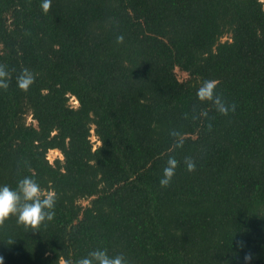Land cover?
<instances>
[{
    "label": "trees",
    "instance_id": "16d2710c",
    "mask_svg": "<svg viewBox=\"0 0 264 264\" xmlns=\"http://www.w3.org/2000/svg\"><path fill=\"white\" fill-rule=\"evenodd\" d=\"M0 71V187L19 196L3 264L98 247L127 264H264V1L0 0ZM25 177L56 195L37 229L17 222Z\"/></svg>",
    "mask_w": 264,
    "mask_h": 264
},
{
    "label": "clouds",
    "instance_id": "9594fccd",
    "mask_svg": "<svg viewBox=\"0 0 264 264\" xmlns=\"http://www.w3.org/2000/svg\"><path fill=\"white\" fill-rule=\"evenodd\" d=\"M51 3L52 0H41V9L46 13L50 9ZM117 41L122 42L123 36H118ZM24 71H28V68H25ZM5 75L6 74L3 71H0V77H4ZM34 80L35 75L21 77L17 81V87L22 91H27L34 83ZM202 85L203 86L197 89L196 96L201 100L210 99L217 87V82L215 80L205 79L202 81ZM0 87L6 89L8 85L6 83H0ZM234 109L235 105H233V110ZM228 113V109L223 107L220 108L219 114L227 115ZM180 164L181 162L174 155L168 157L167 165L162 169V173L159 177V184L162 188L171 184ZM184 166L187 171L192 172L196 168V162L192 157L186 156L184 158ZM20 186L24 198L32 201V203L25 204L23 209L19 212L17 222L26 228L37 229L45 219L52 221L56 214L55 193L50 192L41 200L39 198L41 196L39 185L33 179L28 177H25L20 182ZM18 199L19 196L14 191L10 190L7 185L0 187V223L17 212L16 204ZM45 207L49 209L46 213L42 211ZM91 256L94 259L81 258L76 261V264H94V260L99 261V264H127L123 254L110 256L107 248L104 247H98L91 253ZM0 264H3L2 257H0ZM60 264H65L63 259ZM67 264H71V261L67 262Z\"/></svg>",
    "mask_w": 264,
    "mask_h": 264
},
{
    "label": "rangeland",
    "instance_id": "374dc122",
    "mask_svg": "<svg viewBox=\"0 0 264 264\" xmlns=\"http://www.w3.org/2000/svg\"><path fill=\"white\" fill-rule=\"evenodd\" d=\"M262 1H264V0H262ZM228 37L227 36H225L224 38H222V41H224V40H226ZM175 74H176V76H177V78H178V80L179 81H183V80H185L186 78H187V75L184 73V72H182V71H180L179 69H175ZM72 99L70 98V102H72L71 101ZM27 122L29 123H31L32 121H31V119H29V118H27ZM61 158V155H60V153L58 152V151H56V150H53V151H49L48 152V155H47V159L50 161V162H53L55 159H58V158ZM45 194V193H44ZM88 203V200L87 201H85V200H82V201H80V204L81 205H86Z\"/></svg>",
    "mask_w": 264,
    "mask_h": 264
}]
</instances>
